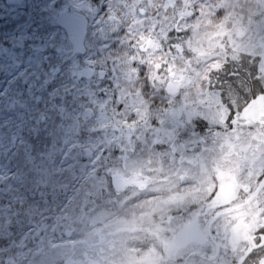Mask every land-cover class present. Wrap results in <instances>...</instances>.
I'll return each instance as SVG.
<instances>
[{
	"label": "snow or ice",
	"instance_id": "6c2138e0",
	"mask_svg": "<svg viewBox=\"0 0 264 264\" xmlns=\"http://www.w3.org/2000/svg\"><path fill=\"white\" fill-rule=\"evenodd\" d=\"M190 245L264 264V0H0V264Z\"/></svg>",
	"mask_w": 264,
	"mask_h": 264
},
{
	"label": "rangeland",
	"instance_id": "374dc122",
	"mask_svg": "<svg viewBox=\"0 0 264 264\" xmlns=\"http://www.w3.org/2000/svg\"><path fill=\"white\" fill-rule=\"evenodd\" d=\"M241 3H244V0H241ZM249 35H253V34L252 33H249ZM256 35H257V38H258V34H256ZM122 238L128 241V246L129 247H134V248H141L142 247L139 243H137L128 234H124V236ZM157 248L159 249V245H157ZM189 248H190L191 251H194V252H196L198 254L197 256H195L193 258L192 264H196V261L199 263L200 262V257H201V255L203 253V249L197 248V247L192 246V245H190ZM159 250H162V249H159ZM147 251H148L147 249H143L142 251H140L137 254L142 256ZM236 255L237 254L232 251L230 245L227 246V247H224V248H221L220 249V256L223 257V262H225V263H228V262L234 260V258L236 257Z\"/></svg>",
	"mask_w": 264,
	"mask_h": 264
},
{
	"label": "trees",
	"instance_id": "16d2710c",
	"mask_svg": "<svg viewBox=\"0 0 264 264\" xmlns=\"http://www.w3.org/2000/svg\"><path fill=\"white\" fill-rule=\"evenodd\" d=\"M246 254V253H245ZM227 261V260H226ZM232 262V263H231ZM196 264H199L197 261H196ZM223 264H235V258H234V260H232V261H230V262H228V263H225V262H223Z\"/></svg>",
	"mask_w": 264,
	"mask_h": 264
}]
</instances>
